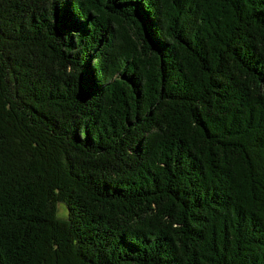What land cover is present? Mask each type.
Listing matches in <instances>:
<instances>
[{
	"label": "trees",
	"instance_id": "trees-1",
	"mask_svg": "<svg viewBox=\"0 0 264 264\" xmlns=\"http://www.w3.org/2000/svg\"><path fill=\"white\" fill-rule=\"evenodd\" d=\"M0 264H264V0H0Z\"/></svg>",
	"mask_w": 264,
	"mask_h": 264
},
{
	"label": "rangeland",
	"instance_id": "rangeland-1",
	"mask_svg": "<svg viewBox=\"0 0 264 264\" xmlns=\"http://www.w3.org/2000/svg\"><path fill=\"white\" fill-rule=\"evenodd\" d=\"M58 215L62 218L68 217V208L65 203H58Z\"/></svg>",
	"mask_w": 264,
	"mask_h": 264
}]
</instances>
